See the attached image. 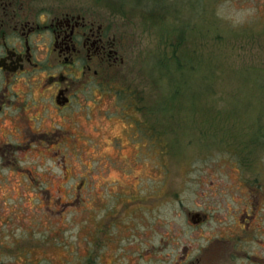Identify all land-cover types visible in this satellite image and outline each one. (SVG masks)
I'll return each instance as SVG.
<instances>
[{
    "label": "rangeland",
    "instance_id": "1",
    "mask_svg": "<svg viewBox=\"0 0 264 264\" xmlns=\"http://www.w3.org/2000/svg\"><path fill=\"white\" fill-rule=\"evenodd\" d=\"M82 1L124 63L0 133V264L167 262L181 215L264 192V0Z\"/></svg>",
    "mask_w": 264,
    "mask_h": 264
},
{
    "label": "flooded vegetation",
    "instance_id": "2",
    "mask_svg": "<svg viewBox=\"0 0 264 264\" xmlns=\"http://www.w3.org/2000/svg\"><path fill=\"white\" fill-rule=\"evenodd\" d=\"M123 58L121 38L94 4L0 0V133L33 135V105L48 103L64 117L77 92ZM263 193H247L238 208L181 215L159 264H264Z\"/></svg>",
    "mask_w": 264,
    "mask_h": 264
}]
</instances>
